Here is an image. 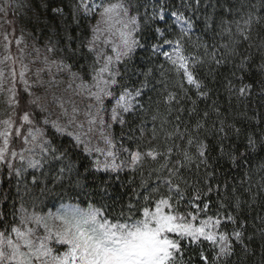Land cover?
Returning <instances> with one entry per match:
<instances>
[{"label": "snow or ice", "instance_id": "6c2138e0", "mask_svg": "<svg viewBox=\"0 0 264 264\" xmlns=\"http://www.w3.org/2000/svg\"><path fill=\"white\" fill-rule=\"evenodd\" d=\"M150 2L152 13L148 15L147 7L139 0H101L99 3L76 0L68 13L76 28L81 26L83 19L99 16L92 28L91 39L86 45L81 42L92 54L91 63L86 67L79 66L81 71H73V65L65 58L50 59L47 55L41 58L40 49L34 47L33 52L43 67L32 72L29 65L35 64L36 60L25 62V49L19 47L23 39H10L14 30L0 32V45L4 50L0 57V103L4 105L5 113V118L0 119V170L6 167L7 176L17 178V198L11 199L10 211L6 212L0 202V264H193L194 260L199 264H228L237 245L248 255L246 241L252 240L253 236L247 235L248 225L240 217L242 203L247 201H241L237 187L230 186L226 179L217 180V168L220 161L229 167H247L254 154L264 151V131L242 132L234 123L228 124L215 101L211 112L217 119L210 130L205 127L210 112L204 110L195 124L185 125L183 131L176 124L172 131L165 133L164 139L171 141V145L163 152L156 147L143 152L139 146L130 150L114 137L112 128L113 125L124 127L125 116L143 108L138 98L148 87L152 67L141 73L144 79L139 87L129 86L120 70L137 49L147 50L149 62L155 61L161 76L165 74L164 63L159 62L162 59L177 78L175 86L183 95L178 98L176 93L169 92L165 103L180 104L181 100L187 99L192 104L189 115H196L197 100L207 101L210 93L208 85L198 76V66L207 63L220 67L239 55L240 43L251 40L253 25L264 21V15L257 12L253 0ZM169 4L172 5L170 11ZM17 7H25L24 0H19ZM142 7L145 9L143 15ZM259 8L264 12V0H259ZM27 10L32 11L31 7ZM7 11L0 7V13L6 15ZM52 11L65 17L64 8ZM158 22H163V26ZM201 27L223 42L209 50V45L199 36L193 41V35ZM63 39L66 41L63 49L49 44L45 46L46 52H66L74 58L79 47L72 45L80 37L72 35L65 27ZM13 42L19 49L15 56L11 52ZM189 42L203 48L204 55L186 54ZM259 47L264 48V41ZM250 63V56L242 57L239 65H234L231 78L224 79L223 88L230 100L232 97L244 100L253 94V85L245 83ZM53 66L57 72L69 75V87L75 84L76 94H84L92 101L82 114L75 106L69 113L65 102L54 94L48 101L47 94L42 96L35 91L38 85L43 87L45 83L51 88L58 87L52 74ZM30 72L35 80L29 76ZM259 72L264 75V63L259 65ZM42 73L49 74L47 82L41 78ZM18 85L22 86L27 100L17 122V109H21ZM190 90L195 92L196 100L189 95ZM261 94L264 95V87ZM107 99L112 100L111 107H106ZM50 105L60 109L56 119H52L54 113L49 110ZM168 111L171 114V107ZM176 111L183 112L184 109L180 107ZM175 119L179 121L180 116ZM247 119L256 128L264 129V117L254 114ZM13 130L24 145L20 151L10 150ZM50 132L55 136L70 137V144H54L49 138ZM209 133L216 141L214 147L219 154L215 167L209 162L212 150L206 142ZM153 139H156L155 129ZM121 153L126 159H121ZM174 154L180 158L173 163ZM161 157L164 162L153 171L167 172V176H157L163 183L149 187L142 180L140 189H134L126 205H121L118 211L89 200L87 207H81L79 203L61 204L55 212H44L39 210V197L25 200L33 189H39L43 194L57 187L63 189L65 184L85 194L91 190L101 195L107 192L106 181L111 178L110 174L125 169L136 172L146 161H157ZM16 161H19L18 167ZM259 166L264 168V164ZM29 169L35 171L30 173L31 180L25 182V173ZM185 169H195L199 178L190 184L182 175L181 170ZM21 183H25L23 194L19 187ZM29 183L32 188L28 187ZM243 183L241 181V185ZM189 189L191 197L187 195ZM212 193L217 194L216 211L209 214L213 201L208 197ZM3 199L10 198L5 195ZM257 219L264 225V217ZM259 231L264 238V228Z\"/></svg>", "mask_w": 264, "mask_h": 264}, {"label": "trees", "instance_id": "16d2710c", "mask_svg": "<svg viewBox=\"0 0 264 264\" xmlns=\"http://www.w3.org/2000/svg\"><path fill=\"white\" fill-rule=\"evenodd\" d=\"M253 2L257 4V12L264 15V12L259 8V0H253ZM18 3L19 0H14V9L9 15L11 23L7 27L11 31L14 27L16 33L22 34L25 39L39 46L45 47L46 45L53 44L57 49H63L66 43L65 39H63L64 28L67 27L72 35L80 37L72 45L73 48L79 47L78 54L73 58L68 56L66 52L57 51L50 53L51 56L55 59L65 58L67 63L73 65L74 71H81L80 65L86 67L92 62V54L88 52L87 47L82 46L81 42L86 45L92 36V28L96 21V15L83 19L81 26L76 28L71 23V17L68 15L70 6L75 4L76 0H24L25 7H17ZM139 3L145 5L147 7V14L151 15L152 4L150 0H139ZM28 7H31L32 11H28ZM58 7L64 8L65 17H60L52 11V9ZM171 7L172 5L169 4L168 11L171 10ZM140 11L143 15L145 9L142 7ZM168 20L169 23L172 22L170 16ZM158 23L160 26H163V22ZM197 36L201 38L203 43L209 45V50H211L213 45L218 47L219 43L223 42L220 37L211 31L205 32L202 27L196 30L192 40L195 41ZM262 41H264V21L253 25L251 40L240 43L238 47L239 55L231 57L227 63L222 64L220 67L207 63L203 66H198V76L208 85L210 93L207 101L197 100V114L191 116L189 115V110L192 108V104L189 100L183 99L180 104L173 103L169 105L165 103L169 92L176 93L178 98L183 95L179 88L175 86L177 78L168 70L169 65L162 59L159 61L160 63H164L165 69L164 76H161L155 61L149 62L147 50L137 49L132 59L120 66L121 72L125 74V82L131 87H139L140 82L144 79L141 73L147 71L148 67H152L153 75L149 79L148 87L144 90V94L138 98L139 104L143 105V108H138L133 113L127 114L125 116L127 123L124 127L113 125L114 137L132 150H135L137 146H139L142 152L156 147L159 151L163 152L166 146L171 145V141H165V133L172 131L176 124L180 125L181 131H183L185 125L191 126L195 124L199 118V114L204 110L210 112V117L205 127L209 130L211 129L213 121L217 119L215 113L211 112L213 101L220 107L223 114L222 118L226 119L228 124L234 123L237 127L241 128L242 132L264 131V129L256 128L254 123L247 119V117H253L254 114L264 117V95L261 94L262 87H264V84H261L264 81V75H261L259 72V65L264 63V48L259 47ZM186 54L203 56L204 49L194 47L192 42H189L186 45ZM244 56L251 57L249 74L245 77V83L253 85V94L244 100H238L235 97H232L230 100L228 94L224 91L223 81L226 77L231 78L234 65H239L241 58ZM85 79H88V77L85 76ZM189 95L193 100L197 99L193 90L189 91ZM20 98L21 109H17V122L23 105L27 100V96L23 93L22 88ZM169 107L172 109L171 114L168 111ZM180 107L184 109L183 112L176 111ZM3 110L4 105L0 103V119L5 118ZM177 115L180 116L179 121L175 119ZM153 117H156V119H153ZM141 129L142 132L140 131ZM154 129L156 139H153ZM203 136L204 133L201 132V137L203 138ZM49 138L53 139V143L57 145H69L71 142L70 137L55 136L51 132L49 133ZM206 142L212 147L209 162L215 167L219 154L214 147L216 141L210 133ZM177 143L182 142L177 141ZM23 147L22 140L15 136L13 130V137L10 140V150L20 151ZM179 158L178 155L174 154L173 163ZM163 162V158L161 157L157 161H146L143 167L136 172L125 169L119 173L110 174L111 178L106 181L108 185L107 192L101 194L103 195V200H101V195H97L91 190L85 194L84 191L72 188L67 184H65L63 189L57 187L51 192L43 194H41L39 189H33L29 195L25 196V200L30 201L33 197H39L41 201L39 210L44 212L56 209L61 204L68 202L87 206V201L89 200L98 204L103 203L108 205L112 211H118L121 205H126L128 198L132 196L133 190L140 189L142 180L146 181L149 187H155L158 183H163L162 180H157V176H167V172L164 170H160L159 173L153 171V169H158ZM14 163L17 167L19 166V161ZM261 164H264V151L254 154L250 158L247 167H229L223 161H220V166L217 168V180L222 182L226 179L230 186L237 187L241 201H247V203H242L240 217L248 225L247 235L253 236L252 240L246 241L249 249L248 255H245L240 246L237 245L235 254L230 258L228 264H264V238L261 237L259 231V229L264 228V225L257 219V217H264V168L259 166ZM32 171L35 170L29 169L28 173H25V182L31 180L30 173ZM7 172L8 169L6 167L0 170V181H3L0 183V202L3 203L6 212L10 211L12 207L11 199L17 198V178L14 176L8 177ZM181 172L190 184L199 178L195 169L192 171L185 169L181 170ZM202 173L203 169H201L200 174L202 175ZM36 174L39 176V171ZM103 175L109 176V174ZM241 181H244L243 185H241ZM19 187L20 192L23 194L25 183H21ZM28 187L32 188L30 183ZM48 187L51 188V185H48ZM245 189H250V191H245ZM141 191L143 190L141 189ZM163 191L164 189L161 188V192ZM5 195L10 199H3ZM187 195L191 197V189H189ZM208 199L213 201V205L209 210V214H213L216 211L215 201L217 194L212 193ZM229 211H231V208H229ZM253 226L256 229L255 231ZM229 228H231V225H229ZM205 250L207 251V245H205ZM193 264H199V261L194 260Z\"/></svg>", "mask_w": 264, "mask_h": 264}, {"label": "rangeland", "instance_id": "374dc122", "mask_svg": "<svg viewBox=\"0 0 264 264\" xmlns=\"http://www.w3.org/2000/svg\"><path fill=\"white\" fill-rule=\"evenodd\" d=\"M96 2L99 3V2H101V0H96ZM104 2H108V0H104ZM0 7H5L8 9L6 15H5V13H0V32H3L4 30H7L9 32H13V30H15L14 27L11 31L7 27V25L9 23H7L6 21H11L9 15L11 14V11L14 9V0H0ZM98 19H99V16L96 15V21L94 23V26L96 25ZM91 37H90V39H91ZM18 38L23 39V43L19 47L25 49V62L27 63L30 60H36L35 64L29 65L30 68L32 69V72H35V70L37 68L43 67L41 60L38 59L36 53L33 52L34 47L40 49V57L41 58L44 55H47V56H49L50 59H55L51 56L50 53L46 52V47L39 46L38 44H34L33 42H30L28 39H25L22 34L16 33L14 31V35L12 37H10V39H13V41H15V39H18ZM11 52L14 56L18 55V53H19V49H18L17 45L15 44V42H13V44L11 45ZM3 54H4V50H3L2 45H0V57H2ZM32 72L29 73V76L33 80H35L36 78L34 76H32ZM52 74L55 76L58 87H55V88L48 87L47 83H45V85L43 87L38 85L35 88V91L37 92V94L42 95V96L47 94V100L48 101H51L53 94L57 97H60L65 102V107L68 108L69 113H71V108L73 106L77 107L80 110L81 114L84 111H86L87 106L90 103H92V101H90L84 94H79V95L76 94L75 84H72V86L69 87V84L71 83L69 75L66 72H57L55 69V66H53V73ZM41 78L45 82H47L50 79V76L48 73H42ZM19 87L22 88V86L18 85V88ZM105 105H106V107H111L112 100L107 99L105 101ZM49 110L52 113H54V115L52 116V119H56V116L60 114V109L55 107V105H50ZM80 118L83 119V116L81 115ZM105 119H107V115H105ZM61 122H64V120H62ZM112 132H113V128H112ZM119 146L120 145L118 144V147ZM123 146L130 149L128 146H125V145H123ZM121 159H126V157L123 153H121ZM68 204H70V203H68ZM56 210H52V212H55Z\"/></svg>", "mask_w": 264, "mask_h": 264}]
</instances>
